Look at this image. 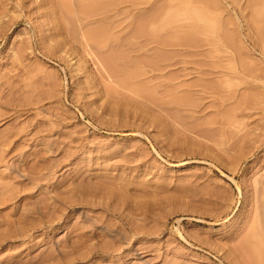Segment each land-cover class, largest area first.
<instances>
[{"label":"rangeland","instance_id":"1","mask_svg":"<svg viewBox=\"0 0 264 264\" xmlns=\"http://www.w3.org/2000/svg\"><path fill=\"white\" fill-rule=\"evenodd\" d=\"M0 264H264V0H0Z\"/></svg>","mask_w":264,"mask_h":264}]
</instances>
